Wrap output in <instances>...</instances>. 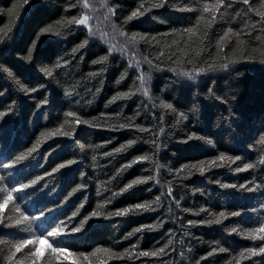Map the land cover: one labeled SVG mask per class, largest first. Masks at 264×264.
Masks as SVG:
<instances>
[{"label":"trees","instance_id":"obj_1","mask_svg":"<svg viewBox=\"0 0 264 264\" xmlns=\"http://www.w3.org/2000/svg\"><path fill=\"white\" fill-rule=\"evenodd\" d=\"M216 2L0 0V264H264V0Z\"/></svg>","mask_w":264,"mask_h":264},{"label":"snow or ice","instance_id":"obj_2","mask_svg":"<svg viewBox=\"0 0 264 264\" xmlns=\"http://www.w3.org/2000/svg\"><path fill=\"white\" fill-rule=\"evenodd\" d=\"M25 2H27V0H25ZM248 2H249V0H243L244 4H248ZM156 6H163V4L161 3V4H158ZM228 6L231 7V5H228ZM84 7L85 8L89 7V5L87 3V0H85ZM222 7H224V0H217L216 3H204L202 10H203L204 13H207V12H209L211 10L212 13H213L212 19L214 20L216 18V12H218L219 9L222 8ZM261 7H264V5H262ZM143 8H144V5L141 4V9H143ZM136 15H137L136 12L132 13V16H136ZM258 15H260L261 17H264V11L258 12ZM131 18L132 17H129V19H131ZM200 19L203 20V16H201ZM88 20H89V17L87 15H84L80 19H78V20H76L74 22L77 23V24H80V25L87 26ZM198 27H199V25L197 24V26L190 27V28L186 29L185 31H186V33L188 34L189 37H195L197 35ZM43 31L44 32H49V31H51V29L45 28ZM231 32H232V30L229 29L227 32L224 33L223 37H221L220 46H219V51L220 52L224 51V47H223L224 40L228 37L229 33H231ZM234 34L236 36H239V33H234ZM205 35H206V33H205ZM130 39L135 41L136 37L133 36ZM199 43H203L202 38L199 39ZM243 44H244L243 40H238L237 52L239 53L241 59L243 58L244 50H243L242 47H240V45H243ZM81 46H83V45H81ZM193 51H194L195 55H197V56L200 54V51H198L196 49H193ZM182 54L184 56H187L188 52L185 51ZM236 54L237 53L234 52L233 57H235ZM161 55H163V53H161ZM189 62H191V61H189ZM237 62H239V61L236 58H229L227 63H223V64H220L218 66L222 67V68H227L229 66V64H233V63H237ZM262 62H264V61H262ZM216 66L217 65L215 63H213L209 67H216ZM199 71H205V69H200ZM199 71L197 72V75L199 74ZM48 74L51 75V72L49 71ZM140 79H141V87H143L144 77L142 76V77H140ZM121 95H128V94L124 93V94H121ZM145 95H147L146 91H145ZM118 98L119 97H116L114 99H118ZM162 107H170V106L169 105H162ZM69 115H71V114H69ZM84 123H88V122L84 121ZM143 130L144 129H141V131H143ZM69 134L70 133H67V132L64 133V135H69ZM260 142L262 144H264V136L260 137ZM125 147H127V146H125ZM33 150H35V149H33ZM121 150L122 149H117V151H121ZM22 158L23 157H21L20 159H22ZM139 159L143 160V159H148V158L147 157H140ZM220 159H226V157H220ZM260 163H264V160H261ZM63 166L64 165H61V167H63ZM253 166L254 165H252V164L248 165L249 168H252ZM5 167H9V165H5ZM141 182L142 181L137 180V181H134L133 183H141ZM33 183H36V181H33ZM28 186H30V185H25V186H22V187H28ZM128 187L130 188V187H132V185L130 184V185H128ZM21 190L22 189H17V188L12 189L11 191H8L6 189H0V192H6V195L2 198V202H0V223L4 222L5 209L8 208V206L10 205V203L14 199L12 193L16 192V191H21ZM169 194H170V192H169ZM136 207L137 208H146V207H149V206H147V205H136ZM15 211L16 212H20V209L19 208H15ZM127 211H130V210L126 209L123 212L115 213V215H123ZM92 215H98V213L94 212V213H92ZM221 216H223V213H221ZM27 220H29V217L28 216H24L23 214H21V217L16 220V224H21L23 221H27ZM84 222H86V220ZM217 222H219V221H217ZM82 226H83V224H81V227ZM74 230L75 231H79L80 229L79 228H75ZM137 231H140V229H137ZM257 231L258 232H264V227L259 228ZM59 234H60V229H55L53 231H49L46 236L45 235H41V236L30 238V239H22L19 242L12 244L11 247L14 249V251L8 256V260L10 262L15 260L16 264H25V261H28V260L31 261V264H39V262L41 260H43L44 256H45V250H42L39 247V245H41V244L46 245L47 246V250H50L51 254L54 255V256H64L65 258H68L69 256H73L74 253L69 252L67 249L54 246V242L53 243H49L48 242V237L55 238ZM247 236H248V238H253V239H264V236H260V237L254 236V234L251 233V232H249L247 234ZM0 243H3V242L0 241ZM24 249H27L28 252H25L22 257L17 259L16 254L17 253H21ZM97 251H100V250L98 249ZM104 251L107 252L108 250L105 249ZM159 252L160 253L164 252V248L159 249ZM259 252L260 253H264V247H260L259 248ZM157 254H158L157 252H152V253L144 252V253H142V255H145V256H148V255L155 256ZM251 254L255 255L257 253L256 252H251ZM92 255H95V253H92ZM122 256H123V254H120V256H118V258H122ZM32 257H35V259H31ZM82 257H83L84 260H88V256L87 255H83L82 254Z\"/></svg>","mask_w":264,"mask_h":264},{"label":"rangeland","instance_id":"obj_3","mask_svg":"<svg viewBox=\"0 0 264 264\" xmlns=\"http://www.w3.org/2000/svg\"><path fill=\"white\" fill-rule=\"evenodd\" d=\"M80 25V24H79ZM198 72V71H197ZM192 71L189 70H182L179 71V73H176L177 76H179L182 79H187L186 77L189 76L190 74H192Z\"/></svg>","mask_w":264,"mask_h":264}]
</instances>
